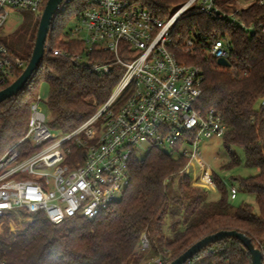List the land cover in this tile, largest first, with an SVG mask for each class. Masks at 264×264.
<instances>
[{
  "label": "trees",
  "instance_id": "16d2710c",
  "mask_svg": "<svg viewBox=\"0 0 264 264\" xmlns=\"http://www.w3.org/2000/svg\"><path fill=\"white\" fill-rule=\"evenodd\" d=\"M86 1L73 0L53 18L47 42L68 55L48 52L24 89L0 104V156L26 135L30 107L39 96L41 85L47 84L49 88L45 104L47 126L52 131L67 133L92 116L119 82L124 68L110 52L88 51L87 63L74 61L85 45L71 39L65 28L86 8ZM132 1L158 17L168 18L188 0ZM236 1L219 0V5L231 12L233 8L228 4ZM239 17L248 23L263 21L264 6L255 0ZM38 26V21L29 24L27 51L22 55L13 47L18 44L16 32L12 39L4 40L26 65ZM174 35L181 40L193 35L199 45L204 43L194 53L177 55L203 72L199 107L203 111L215 109L228 126L223 142L229 160L222 169L242 164L258 169L255 176L237 179L238 190L253 197L256 206L246 202L234 206L231 200L237 196L232 199L231 191L215 172L212 178L219 197L209 200L208 191L193 186L189 175L182 173L187 159L154 149L142 159L131 160V182L123 199L93 219L73 217L54 224L41 212L21 211L12 215L14 219L22 217V228L15 233L8 229L0 233L2 264H153L158 257L170 263L201 239L221 230L241 232L264 250V110L256 108L264 97V34L248 36L229 21L192 9L178 20ZM215 36L229 37V67L219 66L202 49L207 45L206 39ZM96 64L111 65V71L97 74L92 71ZM9 85H1L0 90ZM232 147L241 148L244 159ZM15 149L25 157L39 148L25 142ZM143 234L150 240V248L145 252L139 250ZM212 247V252L203 249L190 264H251L250 254L238 240L225 238Z\"/></svg>",
  "mask_w": 264,
  "mask_h": 264
},
{
  "label": "built area",
  "instance_id": "2783aa9c",
  "mask_svg": "<svg viewBox=\"0 0 264 264\" xmlns=\"http://www.w3.org/2000/svg\"><path fill=\"white\" fill-rule=\"evenodd\" d=\"M47 1L0 0V86L9 83L24 65L4 43L7 16L13 9L42 15ZM72 1L64 0L59 12ZM253 2L229 3L233 11L228 12L220 7L219 0H188L170 17L161 18L132 0H87L86 8L73 17L79 25L69 31L71 39L85 45L74 61L87 63L88 51H107L123 66V74L96 112L67 133L47 126L49 117L40 96L31 104L26 135L0 156V225L21 211L44 213L54 224L73 217L93 219L123 199L131 182V160L154 149L164 152V146L175 151L176 157L187 159L186 174L195 171L194 162L203 171L201 138L223 139L228 126L215 109L203 111L199 107L203 72L177 55L194 53L204 43L199 45L193 35L177 39L174 29L178 20L194 9L229 21L248 36L264 34V20L248 23L239 17ZM258 3L264 6V0ZM205 43L202 49L208 55L230 62L228 36L208 38ZM45 51L68 55L49 42ZM92 71L106 75L111 65L96 64ZM260 101L264 110V97ZM25 142L39 149L21 157L15 147ZM230 191L234 199L237 190L232 187ZM212 245L205 252H212ZM149 248L150 240L143 234L139 250ZM153 264L169 263L158 257Z\"/></svg>",
  "mask_w": 264,
  "mask_h": 264
},
{
  "label": "rangeland",
  "instance_id": "374dc122",
  "mask_svg": "<svg viewBox=\"0 0 264 264\" xmlns=\"http://www.w3.org/2000/svg\"><path fill=\"white\" fill-rule=\"evenodd\" d=\"M254 0H242V3L247 5ZM41 15L33 14L24 10H16L13 9L9 15L7 16L6 24L3 28L2 35L3 39L7 42L8 40L13 38L14 32H16V36L18 39V44L13 45L14 50L19 54H24L27 51V43L29 42V24L35 25V23L40 21ZM79 25V22L76 18H72L65 28V32H69L75 27ZM26 63L24 61L23 68ZM18 72L16 75L10 80L9 84H11L18 76ZM49 88L47 84H43L39 90V96L42 98V106L45 108L46 100L48 97ZM261 101H259L256 105V108L259 110L261 108ZM164 152H167L173 156H177L176 152L173 151L169 146H164ZM232 150L235 151L241 159H244V153L241 148L232 147ZM199 152L200 159L203 165V171L200 169V165L197 163L192 164V168H194V172L189 175V183H193L195 187H201L208 191L209 200H216L219 197V193L216 191L213 181L211 180L210 173L213 174L215 172L220 179L223 181L228 190L232 187H235L237 190V198L231 200L234 206H239L243 202L251 203L254 206L255 200L253 197L248 196L247 194H243L238 190L237 179L239 178H247L251 176H255L259 173L256 168H246L243 164L237 166L233 169H222V165L227 163L229 160L228 153L224 146V142L222 138L213 136V137H202L199 144ZM145 156L139 155L138 158H144ZM185 169L182 171L184 172ZM200 172V173H199ZM181 173V174H182ZM183 174V175H184ZM195 174V176H194ZM213 176V175H212ZM22 228V217L18 215L17 219L8 218L4 219L3 223L0 225V233H4L7 229L8 232L15 233L16 231Z\"/></svg>",
  "mask_w": 264,
  "mask_h": 264
},
{
  "label": "water",
  "instance_id": "95a60500",
  "mask_svg": "<svg viewBox=\"0 0 264 264\" xmlns=\"http://www.w3.org/2000/svg\"><path fill=\"white\" fill-rule=\"evenodd\" d=\"M63 1L64 0L47 1L43 13L40 17L31 58L27 63L26 67L24 68L23 72L20 74V76H18L9 86L0 90V104L6 101L7 99L17 96L20 91L24 89L33 74L37 71L39 65L41 64L42 60L46 55L45 46L47 43V37L50 31L53 18L59 12V7ZM217 64L223 67L230 66V62L224 58L218 59ZM225 238H232L238 240L250 254L251 264H263L264 254L262 250L257 247L248 236L236 230H221L215 234L209 235L201 239L169 264H186L203 249Z\"/></svg>",
  "mask_w": 264,
  "mask_h": 264
}]
</instances>
